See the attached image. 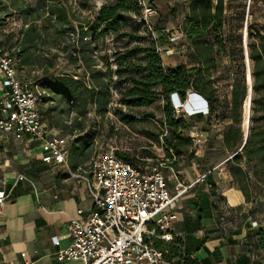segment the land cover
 <instances>
[{"label":"rangeland","instance_id":"374dc122","mask_svg":"<svg viewBox=\"0 0 264 264\" xmlns=\"http://www.w3.org/2000/svg\"><path fill=\"white\" fill-rule=\"evenodd\" d=\"M6 2L9 3V1ZM18 2L20 5L25 4L30 7L31 15L28 17L31 18V26L36 29L38 38L36 55L44 67L42 72L40 70L38 72L37 70L34 72L20 70L18 72L20 77L26 76L35 83H38L37 78L42 79L45 74H51L53 77L71 76L75 80H80L85 76V79L88 80L89 75L88 72H84L82 53L79 51L81 28L85 32L88 26L96 21L100 7L113 4L112 1L17 0L16 3ZM185 2H187V6H185ZM10 3L14 4V1L10 0ZM255 3L256 0L248 10V24L255 20L261 24L264 22L263 6L259 4V1ZM154 5L158 13L157 17L151 21L152 25L154 24L155 37L148 33L142 24L140 15L131 16L129 14L132 21L117 34L101 35L102 27H99L95 33L90 34V37L83 39V42H90V70L103 72L108 86L105 102L98 110L95 106L88 105L85 114L78 116L71 110L69 103L60 104L57 98L53 99V103L47 105L46 110H52L59 105L63 110V120L67 127L62 130V133L70 141V147L73 146L72 149L75 150V155H72V158L90 152L88 160L90 161L95 153L113 148L118 154L125 155L126 159L139 162L153 159L148 157L146 152H149L159 162L168 166L175 164L173 168L185 185L193 184L194 187L199 182L197 184L199 190L212 192L213 189L215 194L213 198H215V206L219 214L222 215L228 208L234 212L232 215H228V218H233V221L237 223L244 216L245 220L264 225V196L258 199L254 206L238 203L239 190L230 183L224 166L226 160L229 159V154L221 149L222 133L227 124L223 104L230 96L228 87L233 81L228 73L239 74L241 72L244 75L245 72L238 57L231 60L234 62V65L231 64V69L229 68L230 59L224 60V57L215 59L218 72L212 74L211 81L215 85L213 88L214 100L218 102L214 106V117L218 116L219 120H215L214 117L208 120L205 115L199 121L189 117L187 111L182 114V118L190 124L186 134L191 138L192 132L194 143L188 152H183L179 156L167 155L163 147L162 136L166 135V129L163 127L162 121L168 103L162 96H158V100L149 107L128 108L121 103V94L130 88V83L124 76L118 79L115 74L116 53L127 52L126 63L143 65L146 50L153 46L164 67L173 69L182 66L188 71L193 70L194 66L189 64L186 52L167 56L158 51V48L166 47L165 30L176 32L180 30L181 24H184L182 20L190 12L189 0H154ZM230 11H235L236 14L239 12L238 9ZM13 17L15 21H18L16 16ZM14 20L12 19L11 23H14ZM234 27L235 31L230 35L233 40L238 37L236 21ZM182 28H184L183 25ZM262 30L264 32V27ZM122 34H128V36L119 37ZM132 36H136L138 39L131 41ZM74 46H76L75 49H73ZM227 70L229 71L227 72ZM39 87L45 97L51 98L50 93L44 89L43 83ZM196 96L198 94L191 95V99L196 100ZM174 116L178 118L176 114ZM246 125L247 122L244 132L248 131ZM53 174H58L56 169L53 170ZM206 174L209 175L211 184H207L208 181L201 183L200 179ZM193 187L189 193L192 192ZM238 205L240 207L234 208ZM229 207H233V209H229Z\"/></svg>","mask_w":264,"mask_h":264},{"label":"trees","instance_id":"16d2710c","mask_svg":"<svg viewBox=\"0 0 264 264\" xmlns=\"http://www.w3.org/2000/svg\"><path fill=\"white\" fill-rule=\"evenodd\" d=\"M106 1H112L113 4L102 5L96 21L89 25L85 32L81 28L79 51L82 53L81 59L84 63V72H88L89 75L88 80L85 79V76L80 80H75L71 76L53 77L51 74H45L47 81L43 83V86L50 93L51 98L44 97L43 104L57 98L60 104L69 103L71 110L78 116L85 114L88 105L95 106L98 110L104 104L105 93L108 89L107 82L104 79L103 72L90 70V42H83V39L90 37V34L95 33L99 27H102L101 35L117 34L132 21L131 17L128 16L129 14L131 16L140 15L137 0ZM243 1L226 0L229 10L240 9L235 20L237 29L243 20ZM258 1L263 6L262 10H264V0H256V3ZM223 2L224 0H189L190 12L185 17L183 29L192 48V52L186 53L188 54L189 64L194 66L193 70H190L191 72L182 66L173 69L164 67L153 46L146 50L143 65L126 63L127 52L115 54V74L118 79L124 76L130 83V88L121 94L123 105L128 108L149 107L158 100V96H162L167 101L168 104L164 110L162 121V125L166 129V135L162 136V141L163 147L169 156H179L183 152H188L194 143V140L186 134L190 126L189 122L182 117L175 118L170 96L176 95L184 100L186 93L189 91L198 94L206 101L208 107L207 119L211 120L215 113L214 106L218 103L217 100H214V83L211 81L212 74L218 72L215 59L229 57L230 69L231 64H233L231 60L236 57L240 59L237 47L238 37L233 40L230 37L231 30H228L227 34H224L222 30L225 22L223 19ZM21 13L28 17L31 15L30 7H25ZM263 25L264 22L261 24L258 20L253 21L251 24L249 22V28L255 33V36L251 32L248 33L250 39H255V42H251L248 46L249 59L253 64L251 108L248 109V98L246 99V97L249 92L244 75L241 72L239 74L235 73L230 99L223 104L226 113L225 119L229 121L222 133V143L229 154V159L224 163L226 175L230 183L239 190L238 203L252 206L264 196V35L261 36L258 33L263 29ZM125 36H128V34H122L119 37ZM37 39L36 29L30 26L26 30L20 45L22 48L24 47L23 50L28 51L29 48L35 45ZM130 39L136 41L138 38L132 36ZM29 57V54L26 55L25 60L28 61ZM33 62H40L39 58L35 57ZM247 111L250 113L248 120H246L245 115ZM45 116L48 117L50 127L61 131L67 127L63 120L64 112L60 105L52 110H46ZM199 116L201 114L195 115V117ZM217 117L215 116L214 119L218 121ZM247 121H249L250 126L243 145L241 125L244 130ZM146 153L148 157L155 158L153 154ZM71 155H75V153L72 152ZM118 155L120 158L126 159L125 155ZM88 158H90V152L81 157L82 160ZM172 167H175V164ZM204 177L206 180L210 178L207 174ZM207 184L211 183L208 181ZM193 190L195 193L193 203L198 214L194 224H190V221L186 222L185 231L188 234H191L194 229L196 230L200 226L201 220L207 217L214 207L213 202L210 201V197L215 195L213 189L212 192H205L199 190V186L196 184ZM238 207L240 206L234 208ZM244 227L247 228L246 239L253 241L254 248L258 252L259 261H264V225L257 224L252 228L250 224H247ZM204 242L205 240L202 239L195 245L194 250L199 249ZM193 243L191 235H187L184 240H178L166 246L158 243L156 247L162 250L167 249L166 261L168 263L176 258L179 261L175 264H197L195 260H191L188 256L190 252L194 251L192 250Z\"/></svg>","mask_w":264,"mask_h":264},{"label":"built area","instance_id":"2783aa9c","mask_svg":"<svg viewBox=\"0 0 264 264\" xmlns=\"http://www.w3.org/2000/svg\"><path fill=\"white\" fill-rule=\"evenodd\" d=\"M254 1H243V20L236 30L239 58L245 69L244 78L248 91L253 85V64L249 59L248 46L255 42V39L248 37L249 32L255 36L249 28L248 10ZM137 7L142 24L155 37L151 21L158 13L154 0H137ZM236 17V12H231L224 0L223 32L231 30L234 33ZM184 20L185 18L182 21ZM182 25L183 23L176 32L165 30L167 44L166 47L158 48L159 52L167 56L192 52ZM228 25L231 26L230 29L227 28ZM258 33L264 35L262 29ZM18 54L17 46H0V138L14 142L27 138L34 145V152L41 154V161L45 165L57 166L72 180H81L92 201L89 211L78 209L77 218L69 220L71 241L67 247L56 252L57 262L169 264L166 261L167 249H158L156 245L159 243L166 246L182 240L177 228L178 212L182 209V199L190 192L193 184L185 185L172 166L159 162L158 159L128 161L120 158L113 148L95 153L84 169L70 170L67 162L69 140L60 131L43 124L40 105L43 104L44 93L38 84L18 77ZM228 76L232 80L235 78L232 72ZM213 87L215 88L214 84ZM228 88L230 92L232 83ZM193 94L191 91L187 92L184 100L180 98L173 105L178 118L187 111L188 104L192 105V102L202 98L197 96L196 100H191ZM197 114L207 115L208 107L206 110L187 113L189 117ZM190 136L192 139V132ZM29 151V155L34 154L32 149ZM202 179L203 177L200 181ZM16 180L28 184L36 191L35 185L26 176L17 175ZM9 198L10 193L0 190V215ZM51 243L59 245L56 237L51 239ZM2 255L3 250L0 248V264H3ZM20 257L21 264H35L25 260L26 253H21Z\"/></svg>","mask_w":264,"mask_h":264},{"label":"crops","instance_id":"0c3cea01","mask_svg":"<svg viewBox=\"0 0 264 264\" xmlns=\"http://www.w3.org/2000/svg\"><path fill=\"white\" fill-rule=\"evenodd\" d=\"M6 1L0 0V46H17L19 49L17 75L20 79L38 85L45 83L44 81H47L45 75L42 79L37 78L38 83H35L26 76L20 77L18 73L20 70L42 72L44 67L40 62H33L37 57V41L28 51L23 50L24 47L20 45L32 23L31 18L21 13L27 6L16 3L17 0H13L14 4H11L10 0ZM13 16H16L18 21H15ZM12 19L14 23H11ZM230 27L227 26L228 29ZM227 32L228 30L223 33L227 34ZM28 54L30 57L26 61L25 57ZM228 97L227 102L230 99V96ZM49 103L53 102L40 105L42 122L47 128L62 133L61 130L48 125L45 112ZM204 116H193V118L200 121ZM226 122L229 123L228 120ZM62 135L65 136L63 133ZM221 144V149L227 153L222 141ZM31 149L33 155H29ZM72 152L74 150L70 147L67 159L69 169L72 171L84 169L90 162L89 158L87 160H82V156L72 158ZM55 169L58 174H53ZM20 174L33 182L36 191L24 182H17L16 177ZM209 179L206 180L203 176L201 183ZM0 190L10 193V198L0 215V248L3 250V264H21V253H26L25 260L35 264H60L55 255L71 241L68 230L69 220L77 218L78 209L87 212L92 208V201L85 191L84 183L81 180H72L57 166L45 165L41 161V154L34 152V145L27 138L19 142L0 138ZM191 193H188L181 202L182 209L178 212L177 225L182 240L187 235H191L194 242L192 250L202 239L205 240L199 249L189 253L191 260H195L197 264H264V261H259L253 241L246 239L247 228L244 226L250 224L254 228L257 223L245 220L244 216L240 218L239 223L233 221L228 215L234 212L228 208L222 215L219 214L213 197H210V201L214 204L212 211L201 220L196 230L194 229L191 234L186 233V222L190 221V224H194L198 214L193 203L195 198L193 189ZM53 237L58 239V246L52 245ZM178 261L174 258L169 264Z\"/></svg>","mask_w":264,"mask_h":264},{"label":"bare ground","instance_id":"6f19581e","mask_svg":"<svg viewBox=\"0 0 264 264\" xmlns=\"http://www.w3.org/2000/svg\"><path fill=\"white\" fill-rule=\"evenodd\" d=\"M251 96V92H249V97ZM195 97V96H194ZM195 99V98H194ZM192 100V99H191ZM191 104V103H190ZM188 104L186 106V109H187V112L188 113H193L194 111H200V110H203L204 108V105H203V102L202 103H199L198 101H195V102H192V105ZM196 104V107L194 106ZM250 107V101H249V98H248V109ZM250 117V113L249 111L246 112V118L248 120V118ZM249 121H247V125H246V129L248 130V123Z\"/></svg>","mask_w":264,"mask_h":264},{"label":"water","instance_id":"95a60500","mask_svg":"<svg viewBox=\"0 0 264 264\" xmlns=\"http://www.w3.org/2000/svg\"><path fill=\"white\" fill-rule=\"evenodd\" d=\"M248 92H251V96L249 97V95L247 94V97H246V99L247 98H249V101L251 100V98H252V89H250ZM197 97V96H196ZM198 97H200L199 95H198ZM198 101H199V103H202L203 102V105H204V108H203V110H206V108H207V103H206V101L204 100V99H198ZM251 103V102H250ZM196 107V106H195ZM241 130H242V133H243V145L245 144V141H246V138H247V135H248V131H249V129H248V131H246V132H244V130H243V127H242V125H241Z\"/></svg>","mask_w":264,"mask_h":264},{"label":"clouds","instance_id":"9594fccd","mask_svg":"<svg viewBox=\"0 0 264 264\" xmlns=\"http://www.w3.org/2000/svg\"><path fill=\"white\" fill-rule=\"evenodd\" d=\"M179 100H180L179 96H176V95L170 96V102H171L172 108H173V105H175L179 102Z\"/></svg>","mask_w":264,"mask_h":264}]
</instances>
